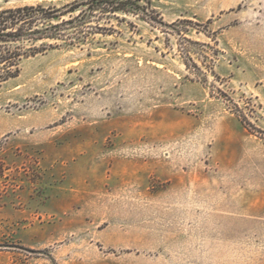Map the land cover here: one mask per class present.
Listing matches in <instances>:
<instances>
[{"label":"rangeland","instance_id":"1","mask_svg":"<svg viewBox=\"0 0 264 264\" xmlns=\"http://www.w3.org/2000/svg\"><path fill=\"white\" fill-rule=\"evenodd\" d=\"M137 4L0 79V264H264V0Z\"/></svg>","mask_w":264,"mask_h":264},{"label":"trees","instance_id":"2","mask_svg":"<svg viewBox=\"0 0 264 264\" xmlns=\"http://www.w3.org/2000/svg\"><path fill=\"white\" fill-rule=\"evenodd\" d=\"M138 1L75 0L62 7L37 4L1 9L0 79L16 76L22 58L56 48L60 45L56 41L74 45L83 37L81 28L86 24V15L94 18L95 12L105 15L127 12L130 8L142 9ZM38 41L41 43L37 44Z\"/></svg>","mask_w":264,"mask_h":264}]
</instances>
